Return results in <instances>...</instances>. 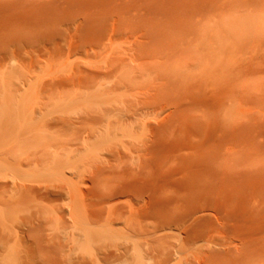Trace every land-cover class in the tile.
<instances>
[{
	"label": "rangeland",
	"instance_id": "rangeland-1",
	"mask_svg": "<svg viewBox=\"0 0 264 264\" xmlns=\"http://www.w3.org/2000/svg\"><path fill=\"white\" fill-rule=\"evenodd\" d=\"M0 131V264H155L192 177L204 228L264 234V0H0Z\"/></svg>",
	"mask_w": 264,
	"mask_h": 264
},
{
	"label": "bare ground",
	"instance_id": "bare-ground-1",
	"mask_svg": "<svg viewBox=\"0 0 264 264\" xmlns=\"http://www.w3.org/2000/svg\"><path fill=\"white\" fill-rule=\"evenodd\" d=\"M5 128H6V136L9 135L8 132H11V124H9V126L7 124H4ZM3 126V125H2ZM9 130V131H8ZM1 133V131H0ZM1 135V134H0ZM11 135V133H10ZM9 135V137H10ZM19 136H21V134H18ZM6 138V137H5ZM8 138V136H7ZM18 144V143H17ZM8 146V145H6ZM14 146H16V144H14ZM13 146V148H9V152L8 153H13V150H15V147ZM18 146V145H17ZM22 146V145H21ZM19 148V146H18ZM22 148V147H21ZM11 149V150H10ZM16 151V150H15ZM21 151V150H20ZM6 151H4L5 153ZM2 153V152H1ZM7 154V153H6ZM14 154V153H13ZM21 157V156H20ZM186 158V157H185ZM196 158V157H195ZM199 158V157H198ZM19 159V157H18ZM25 160V159H24ZM183 160V159H182ZM209 160V159H208ZM211 160V159H210ZM23 161V160H22ZM31 162V160H29ZM35 161V160H34ZM215 161V160H213ZM211 161V162H213ZM28 162V159L26 161V163ZM33 162V161H32ZM186 161H183V163ZM23 164V162H20V164ZM25 163V162H24ZM25 163V164H26ZM34 163V162H33ZM32 163V164H33ZM167 163V162H166ZM201 163V162H200ZM215 163V162H214ZM218 163V162H217ZM223 163V162H222ZM221 163V164H222ZM28 165L31 163H27ZM168 164V163H167ZM175 164V163H174ZM161 165V164H160ZM166 165V164H165ZM180 165V164H179ZM187 165V164H186ZM214 164H210V166L212 167ZM226 165V164H225ZM223 163V167L225 166ZM176 166V165H174ZM190 166V165H189ZM192 166V165H191ZM217 165H214V168ZM221 166V167H222ZM166 167V166H165ZM178 167V166H177ZM185 167V166H184ZM220 167V165H219ZM220 167V168H221ZM222 167V168H223ZM159 168V167H158ZM213 168V167H212ZM162 169V168H161ZM219 169V168H218ZM205 171V170H204ZM143 171H141L142 173ZM167 172V171H166ZM217 172V171H216ZM221 172V171H220ZM218 171V173H220ZM133 173V172H132ZM139 173V172H136ZM202 173V172H201ZM200 173V174H201ZM122 174V173H121ZM135 174V173H134ZM222 174V173H221ZM220 174V176H221ZM125 174H123L121 180H125L126 177H124ZM127 175V174H126ZM138 175V174H136ZM135 175V176H136ZM155 175V174H154ZM153 175V176H154ZM193 175V174H192ZM121 176V175H120ZM219 176V175H218ZM134 178V176H132ZM138 177V176H137ZM136 177V179H137ZM146 177L148 178V176L146 175ZM22 178V177H21ZM25 178V177H24ZM128 178V177H127ZM216 178V176H212L211 175L209 177H206L205 180L201 179L199 180L196 177H192L189 180V184L187 185V189L185 193H180L178 194L176 197H174L173 199H170V201H175L177 206L175 208L176 212L173 210V212L171 211V213L166 214L162 217H160V222H157V225L154 226V228L152 230H150L151 232H149L150 235H157L158 233L165 231V230H172V229H180L183 233V235H185V244L180 245V246H173L174 251H171L168 247L165 248L164 250H162V254L161 251H158L156 249H153L150 253V257L152 259L155 260V264H170L171 260H173L172 256L177 255V256H182L184 253L186 254L187 251L190 250V248L194 245V244H199L200 242L206 243L210 248V251L208 252L209 257L207 258V261H199L198 257L197 258H193L196 259V261L194 260V264H264V234H256V233H251V232H244V231H237V230H229V231H217V230H213L212 227L209 228H204L202 223V218L201 216H199L200 214L207 212V211H214L215 213H217V215H221L223 216L224 212L222 211V207L221 205H219L217 203V201L211 200V199H204L202 200L200 197L202 196V194H208V196L212 193L211 189H212V185L213 183L215 184V182L217 181H213ZM221 178V177H220ZM224 178V177H222ZM221 178V180H222ZM203 179V178H202ZM25 180V179H24ZM129 180H132L129 179ZM128 180V181H129ZM134 180V179H133ZM220 182H222L220 179H218ZM225 180V179H223ZM117 181H120L119 179ZM126 181V180H125ZM124 181V182H125ZM188 181V178H187ZM122 182V181H121ZM120 182V183H121ZM127 183V182H126ZM218 183V182H216ZM15 184V183H13ZM21 184V183H20ZM18 184V185H20ZM125 184V183H124ZM123 184V185H124ZM122 185V183H121ZM119 186L116 184L113 185L115 187H111V194L110 191L108 192L109 196L111 198H118L120 197L122 194H124V188L123 185ZM216 185V184H215ZM218 185V184H217ZM14 186V185H13ZM24 186V185H23ZM22 186V187H23ZM112 186V185H111ZM119 186V187H118ZM19 187V186H18ZM21 187V188H22ZM26 187V186H24ZM110 187V186H109ZM27 188V187H26ZM25 188V189H26ZM114 188V190H113ZM221 188V187H220ZM17 189V188H16ZM20 189V187H19ZM110 189V188H109ZM126 190V189H125ZM128 192V191H127ZM131 192V191H130ZM215 192V191H214ZM219 192V191H218ZM217 194V193H216ZM140 196V195H139ZM207 196V197H208ZM141 196V200H142ZM159 197V196H158ZM163 197V196H162ZM165 197V196H164ZM163 197V198H164ZM200 199V200H199ZM167 201V200H166ZM165 205V204H164ZM187 205H192L191 208H187ZM163 206V205H162ZM187 206V207H186ZM165 207V206H164ZM163 207V208H164ZM175 207V206H174ZM147 214V213H146ZM162 215V212H161ZM138 219V218H137ZM231 219V218H230ZM229 219V220H230ZM112 220V223H116L117 220L114 219H110ZM223 221H227L228 220V216L226 215V218H222ZM97 221V220H96ZM95 221V222H96ZM115 221V222H114ZM98 222V221H97ZM100 222V221H99ZM141 222V221H140ZM139 222V223H140ZM111 223V224H112ZM141 224V223H140ZM139 224V225H140ZM115 225V224H114ZM132 226L134 224H131ZM142 225H140L141 227ZM132 228V227H131ZM135 228V225H134ZM237 228V227H236ZM142 228L138 229L139 235H137L138 233H136L137 236L142 237V232L143 230H141ZM243 229V228H241ZM110 230V229H109ZM112 230V229H111ZM110 230V231H111ZM115 230V229H114ZM135 231V230H134ZM132 231V235L135 234V232ZM140 231L141 235L140 236ZM149 231V230H148ZM146 232V230H145ZM101 233V232H100ZM110 234V233H109ZM127 235H129L128 233H126ZM131 234V233H130ZM148 234V235H149ZM148 235L146 237H148ZM159 235V234H158ZM115 236V235H114ZM124 236V235H123ZM117 237V236H116ZM127 237V236H126ZM131 237V236H128ZM151 237V236H150ZM108 238V237H107ZM113 238V237H112ZM135 238V236H134ZM152 238V237H151ZM162 238V237H161ZM94 239V238H93ZM102 239V238H101ZM128 239V238H127ZM136 239V238H135ZM234 240L240 241L243 244V247H237V248H233L232 247V242ZM152 241V240H151ZM116 243V242H115ZM117 245V244H116ZM103 246V244L101 246H99L98 248V258L99 261H108L111 258H113L114 256H118V252L121 250H125L128 251L129 246H127L128 248H124L125 244L119 245V246ZM91 246V245H90ZM135 246V245H134ZM236 246V245H235ZM126 247V246H125ZM136 247V246H135ZM143 247V245H142ZM141 247V248H142ZM151 247V246H150ZM172 247V246H171ZM213 247H220L222 248L219 251H215ZM132 248V246H131ZM137 248V247H136ZM147 248V247H146ZM163 248V247H162ZM114 249V250H113ZM96 250V249H95ZM94 250V251H95ZM137 250V249H136ZM156 251V253H155ZM158 251V252H157ZM164 251V252H163ZM97 252V251H96ZM128 254L130 252H127ZM147 253V252H145ZM132 254V253H130ZM129 254V255H130ZM121 255V254H120ZM218 255L219 257H217V259L214 257ZM81 256V255H80ZM79 256V257H80ZM97 256V255H96ZM122 256V255H121ZM138 256V255H137ZM82 257L81 256V261H82ZM93 257V256H92ZM143 257V256H142ZM195 257V256H194ZM78 258V256H77ZM146 258V257H144ZM148 258V257H147ZM181 258V257H180ZM76 259V258H75ZM97 259V258H96ZM178 259V258H177ZM176 259V260H177ZM209 259H212L209 260ZM127 260V259H126ZM193 260L190 261L193 263ZM70 261V260H69ZM85 261H87L85 259ZM91 261V259L89 260ZM112 261V260H111ZM138 261V260H137ZM152 261V260H151ZM174 261V260H173ZM93 262V261H92ZM140 262V261H139ZM3 264V261L1 262ZM94 263V262H93ZM97 263V262H96ZM78 264V263H77ZM82 264V263H81ZM85 264V263H84ZM91 264V263H90ZM98 264V263H97ZM135 264V263H134ZM140 264V263H139Z\"/></svg>",
	"mask_w": 264,
	"mask_h": 264
}]
</instances>
